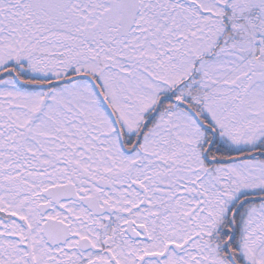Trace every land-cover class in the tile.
I'll use <instances>...</instances> for the list:
<instances>
[{"label":"snow or ice","instance_id":"1","mask_svg":"<svg viewBox=\"0 0 264 264\" xmlns=\"http://www.w3.org/2000/svg\"><path fill=\"white\" fill-rule=\"evenodd\" d=\"M0 264H264V0H0Z\"/></svg>","mask_w":264,"mask_h":264}]
</instances>
